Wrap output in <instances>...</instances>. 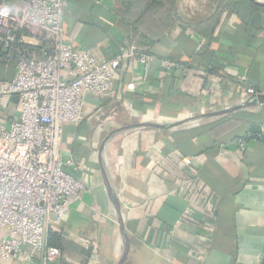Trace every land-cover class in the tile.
<instances>
[{"label":"crops","instance_id":"obj_1","mask_svg":"<svg viewBox=\"0 0 264 264\" xmlns=\"http://www.w3.org/2000/svg\"><path fill=\"white\" fill-rule=\"evenodd\" d=\"M222 1L176 0L169 18L155 16L150 27L139 16L146 0H66L64 35L74 47L102 60L134 46L153 59L146 74L137 62L124 63L115 80L117 95L88 97L81 121L63 125L61 152L76 161L75 175L86 191L49 229L64 242L47 264H117L123 254L100 162L111 131L247 102L169 129L122 131L107 142L105 165L128 235L123 264H264V105L254 104L264 93V30L253 37L236 14L224 10L210 33L202 24ZM128 5L139 7L132 14ZM40 34L36 27L25 31L35 44ZM15 72L14 64L0 63V80H11ZM220 78L219 95H206L207 88L218 89ZM130 83L133 90L125 88ZM245 87L256 94L241 96ZM11 102L10 112L0 111L3 121L18 113L19 100ZM186 158L192 163L185 164ZM32 264H42L39 256Z\"/></svg>","mask_w":264,"mask_h":264},{"label":"built area","instance_id":"obj_2","mask_svg":"<svg viewBox=\"0 0 264 264\" xmlns=\"http://www.w3.org/2000/svg\"><path fill=\"white\" fill-rule=\"evenodd\" d=\"M65 7L66 0H0V63L16 70L11 80H0V111L10 112L11 97L19 100L17 115L8 114L7 121L0 115V264H32L37 256L47 264L61 254L48 245L47 233L86 191L75 175L76 161L61 152L63 125L81 121L88 97L117 95L115 80L124 63L137 62L146 74L153 59L134 46L102 60L74 47L64 35ZM31 27L41 32L37 44L26 39ZM221 82L204 93L219 95ZM239 94L256 92L245 87ZM237 144L244 149L246 143Z\"/></svg>","mask_w":264,"mask_h":264},{"label":"trees","instance_id":"obj_3","mask_svg":"<svg viewBox=\"0 0 264 264\" xmlns=\"http://www.w3.org/2000/svg\"><path fill=\"white\" fill-rule=\"evenodd\" d=\"M176 0H146V3L141 7L140 19L147 23L150 27L157 23V18L159 20H167L169 16H166L168 13L174 12ZM131 11L128 13L134 14L138 9L139 5H128ZM221 9L205 24H202V27L209 29L210 33L214 31V28L218 24V21L224 12V10L232 11L236 14L240 20L246 26V32L256 37L258 34L264 30V6L256 4L252 0H223L220 3ZM156 21V22H155ZM159 38V37H154ZM153 43V42H151ZM254 89V88H252ZM255 90V89H254ZM64 240L58 233L49 231L48 243L52 246L62 245Z\"/></svg>","mask_w":264,"mask_h":264},{"label":"water","instance_id":"obj_4","mask_svg":"<svg viewBox=\"0 0 264 264\" xmlns=\"http://www.w3.org/2000/svg\"><path fill=\"white\" fill-rule=\"evenodd\" d=\"M253 2H255L256 4L262 5L264 6V0H252ZM250 104V102H247L245 104H241V105H236L233 106L231 108L228 109H223L220 111H215V112H209V113H204L195 117H190L187 119H183V120H178V121H174V122H168V123H155V122H145V123H133L127 126H123L119 129H115L113 131H111L103 140L102 142V146H101V153H100V162H101V170H102V175L104 178V181L108 187V191L110 193L111 198L113 199L114 205L116 207V213L118 215V225H119V229H120V233L122 235L123 241H124V247H123V254L121 256V258L119 259L117 264H123L124 260L126 259L127 256V252H128V247H129V241H128V235L126 232V227H125V223L124 220L122 218V215L120 213V205L118 202V199L115 197L114 191H113V187L109 181V177L106 171V165H105V146L107 144V142L113 138L116 134L125 131L127 129H131V128H139V127H155V128H173L175 126H179L182 125L188 121L191 120H195V119H200V118H206V117H211L214 115H220V114H224V113H228L230 111L239 109L241 107H244L246 105ZM254 104H262L264 105V93L257 96V100L254 101Z\"/></svg>","mask_w":264,"mask_h":264}]
</instances>
